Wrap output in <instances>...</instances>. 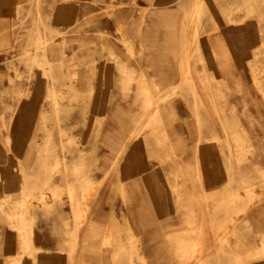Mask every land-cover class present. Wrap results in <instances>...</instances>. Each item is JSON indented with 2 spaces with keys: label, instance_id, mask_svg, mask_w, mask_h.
I'll return each mask as SVG.
<instances>
[{
  "label": "rangeland",
  "instance_id": "1",
  "mask_svg": "<svg viewBox=\"0 0 264 264\" xmlns=\"http://www.w3.org/2000/svg\"><path fill=\"white\" fill-rule=\"evenodd\" d=\"M28 1L0 264H264V0Z\"/></svg>",
  "mask_w": 264,
  "mask_h": 264
},
{
  "label": "crops",
  "instance_id": "2",
  "mask_svg": "<svg viewBox=\"0 0 264 264\" xmlns=\"http://www.w3.org/2000/svg\"><path fill=\"white\" fill-rule=\"evenodd\" d=\"M28 3V0H25L24 3L23 0H0V23L3 22L6 25V21L8 23L16 22L18 20L17 16H27V13L23 14L21 9L22 6L25 7ZM245 223L247 227L250 228L249 219L247 217H245ZM174 253H176L175 250ZM174 260L177 263V256H175Z\"/></svg>",
  "mask_w": 264,
  "mask_h": 264
}]
</instances>
